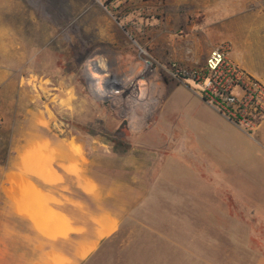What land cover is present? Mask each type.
I'll return each instance as SVG.
<instances>
[{
  "label": "rangeland",
  "instance_id": "374dc122",
  "mask_svg": "<svg viewBox=\"0 0 264 264\" xmlns=\"http://www.w3.org/2000/svg\"><path fill=\"white\" fill-rule=\"evenodd\" d=\"M222 43L260 59L264 82V0H0V175L13 172L20 193L32 182L61 195L53 203L72 219H81L76 200L82 220L98 210L120 220L80 264H264V169H230L182 142L169 97L183 83L140 77L144 58L194 68ZM96 59L110 75L119 61L126 87L138 88L136 105L125 96L118 110L96 88L88 70ZM243 140L261 147L255 135ZM56 143L93 161L103 198L69 175L43 181L45 166L61 170L48 165Z\"/></svg>",
  "mask_w": 264,
  "mask_h": 264
},
{
  "label": "crops",
  "instance_id": "0c3cea01",
  "mask_svg": "<svg viewBox=\"0 0 264 264\" xmlns=\"http://www.w3.org/2000/svg\"><path fill=\"white\" fill-rule=\"evenodd\" d=\"M229 57L241 69L261 80L258 74L260 59L249 61L241 57L236 47L233 51L230 48ZM169 107L172 128L180 132L182 142L201 147L202 155H212L230 169H251L252 164L264 169V124L255 133L261 147L245 144L243 136L246 135L211 109L187 83L173 88ZM54 149L48 165L55 160L61 170L58 173L45 166L43 181L56 184L62 182V175H69L81 192L92 199L103 198L100 186L86 165L93 161H86L82 151L64 143H56ZM137 168L129 167V185L135 182ZM12 174L6 180L0 175V264H80L96 251L100 242L118 230L120 220L114 213L89 211L85 215L87 219L82 220L83 210L74 200L71 211L81 219H72L73 215L53 203H62L61 195L57 197L41 191L32 182L22 184L27 193H20L19 181ZM22 225L25 231L20 230ZM67 239H70L69 250L63 247Z\"/></svg>",
  "mask_w": 264,
  "mask_h": 264
},
{
  "label": "built area",
  "instance_id": "2783aa9c",
  "mask_svg": "<svg viewBox=\"0 0 264 264\" xmlns=\"http://www.w3.org/2000/svg\"><path fill=\"white\" fill-rule=\"evenodd\" d=\"M229 54L228 44H218L209 51L203 65L194 68L175 62L164 65L144 58L141 62L143 71L150 73L143 79H160L163 74L173 81L189 84L211 109L253 138L264 124V83L241 69ZM107 89L114 91V96L120 95L122 90L114 86Z\"/></svg>",
  "mask_w": 264,
  "mask_h": 264
},
{
  "label": "bare ground",
  "instance_id": "6f19581e",
  "mask_svg": "<svg viewBox=\"0 0 264 264\" xmlns=\"http://www.w3.org/2000/svg\"><path fill=\"white\" fill-rule=\"evenodd\" d=\"M113 63L116 64V69L114 68L115 71L111 70V73H112L111 75L107 74L108 72L110 73V70L105 71V69H107L106 67L108 66L107 65L108 63L106 64L105 60H98V59L93 60L89 64L90 67L89 68L87 67V68L90 71V68L92 67L96 71V73L89 72L92 80L95 83L96 88L100 92H102L104 95H106V97H114L113 103H114V105H116L119 108L118 110H120L122 106H123L122 108L126 110V108H124V106L126 107V103L128 102V100H126L125 96L130 98L131 99L130 101H132V103H129V107L131 105H133V103L136 102L135 103V105H136L138 103V101H140V99L137 95V91H136V89H138V88H136L135 84H133L130 88H127L126 87V80L129 76V74H127L126 72H122V71L120 72V69H118V67H117V63H119L118 60H114L112 62V66H113ZM148 72L149 71H147V72L144 71L140 75V77L145 76ZM100 74H102V75H100ZM102 84H104V85H102ZM112 86L117 87V89H122L121 90L122 92L121 91L119 92L121 94L118 96H113L112 94L113 93L115 94V92L111 91L110 89H107L108 87H112Z\"/></svg>",
  "mask_w": 264,
  "mask_h": 264
}]
</instances>
